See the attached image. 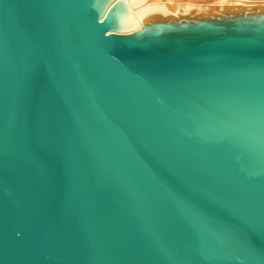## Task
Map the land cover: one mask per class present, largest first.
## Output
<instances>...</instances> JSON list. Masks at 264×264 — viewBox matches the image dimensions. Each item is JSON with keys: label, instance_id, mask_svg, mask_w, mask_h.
I'll list each match as a JSON object with an SVG mask.
<instances>
[{"label": "water", "instance_id": "obj_1", "mask_svg": "<svg viewBox=\"0 0 264 264\" xmlns=\"http://www.w3.org/2000/svg\"><path fill=\"white\" fill-rule=\"evenodd\" d=\"M0 264H264V5L0 0Z\"/></svg>", "mask_w": 264, "mask_h": 264}, {"label": "rangeland", "instance_id": "obj_2", "mask_svg": "<svg viewBox=\"0 0 264 264\" xmlns=\"http://www.w3.org/2000/svg\"><path fill=\"white\" fill-rule=\"evenodd\" d=\"M182 5L214 6L222 3H233L242 5H264V0H153Z\"/></svg>", "mask_w": 264, "mask_h": 264}, {"label": "bare ground", "instance_id": "obj_3", "mask_svg": "<svg viewBox=\"0 0 264 264\" xmlns=\"http://www.w3.org/2000/svg\"><path fill=\"white\" fill-rule=\"evenodd\" d=\"M226 1V0H225Z\"/></svg>", "mask_w": 264, "mask_h": 264}]
</instances>
